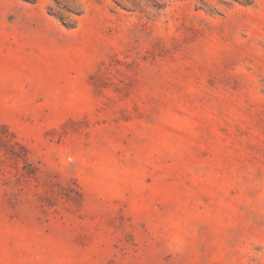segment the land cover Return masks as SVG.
Instances as JSON below:
<instances>
[{"label":"rangeland","instance_id":"374dc122","mask_svg":"<svg viewBox=\"0 0 264 264\" xmlns=\"http://www.w3.org/2000/svg\"><path fill=\"white\" fill-rule=\"evenodd\" d=\"M0 264H264V0H0Z\"/></svg>","mask_w":264,"mask_h":264}]
</instances>
